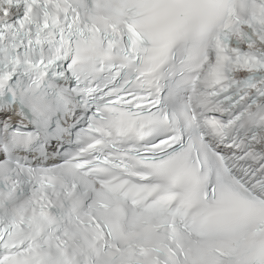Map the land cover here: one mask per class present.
Here are the masks:
<instances>
[{"label":"snow or ice","instance_id":"obj_1","mask_svg":"<svg viewBox=\"0 0 264 264\" xmlns=\"http://www.w3.org/2000/svg\"><path fill=\"white\" fill-rule=\"evenodd\" d=\"M0 264H264V0H0Z\"/></svg>","mask_w":264,"mask_h":264}]
</instances>
